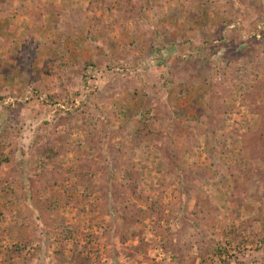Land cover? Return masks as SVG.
Masks as SVG:
<instances>
[{
  "label": "rangeland",
  "instance_id": "rangeland-1",
  "mask_svg": "<svg viewBox=\"0 0 264 264\" xmlns=\"http://www.w3.org/2000/svg\"><path fill=\"white\" fill-rule=\"evenodd\" d=\"M0 264H264V0H0Z\"/></svg>",
  "mask_w": 264,
  "mask_h": 264
},
{
  "label": "trees",
  "instance_id": "trees-1",
  "mask_svg": "<svg viewBox=\"0 0 264 264\" xmlns=\"http://www.w3.org/2000/svg\"><path fill=\"white\" fill-rule=\"evenodd\" d=\"M128 6H130L129 8H131V9L135 8L134 5H133V1H130ZM134 16L135 15L133 13H130L129 15L126 16V18L127 19H132V18H134ZM61 152L62 151L60 149L55 150L54 148L50 147L49 149H47V148L45 150L42 149L41 151L38 152V155L43 160V162L45 164H47L49 162H53V161L57 160V158L60 156ZM241 171H242V173H246V172L249 171V169L246 168V169L241 170ZM126 173H127V175L129 174V172H126ZM127 179H130V180L133 181V177L131 176V174L128 175ZM129 186L131 187L133 194L137 195L138 194L137 190H138V187H139L138 184L133 182ZM234 189H235V193L238 194V196H240L239 180L236 181Z\"/></svg>",
  "mask_w": 264,
  "mask_h": 264
}]
</instances>
